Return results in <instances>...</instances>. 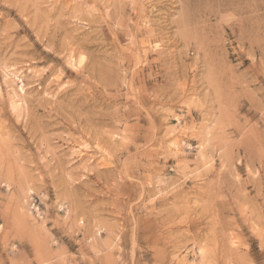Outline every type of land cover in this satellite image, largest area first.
Returning a JSON list of instances; mask_svg holds the SVG:
<instances>
[{
	"label": "rangeland",
	"instance_id": "1",
	"mask_svg": "<svg viewBox=\"0 0 264 264\" xmlns=\"http://www.w3.org/2000/svg\"><path fill=\"white\" fill-rule=\"evenodd\" d=\"M0 264H264V0H0Z\"/></svg>",
	"mask_w": 264,
	"mask_h": 264
}]
</instances>
